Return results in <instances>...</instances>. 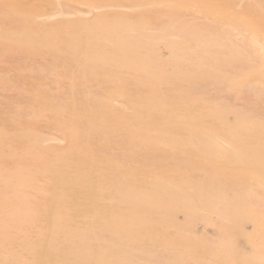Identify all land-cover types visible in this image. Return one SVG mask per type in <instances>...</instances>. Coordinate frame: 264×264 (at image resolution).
<instances>
[{"label": "rangeland", "instance_id": "rangeland-1", "mask_svg": "<svg viewBox=\"0 0 264 264\" xmlns=\"http://www.w3.org/2000/svg\"><path fill=\"white\" fill-rule=\"evenodd\" d=\"M0 264H264V0H0Z\"/></svg>", "mask_w": 264, "mask_h": 264}]
</instances>
